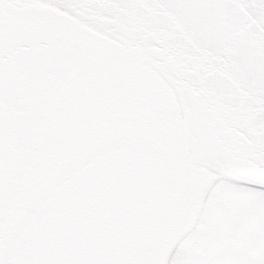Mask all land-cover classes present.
<instances>
[{
    "label": "snow or ice",
    "instance_id": "6c2138e0",
    "mask_svg": "<svg viewBox=\"0 0 264 264\" xmlns=\"http://www.w3.org/2000/svg\"><path fill=\"white\" fill-rule=\"evenodd\" d=\"M100 91L169 105L209 193H264L242 178L264 167V0H0V149L11 119Z\"/></svg>",
    "mask_w": 264,
    "mask_h": 264
},
{
    "label": "water",
    "instance_id": "95a60500",
    "mask_svg": "<svg viewBox=\"0 0 264 264\" xmlns=\"http://www.w3.org/2000/svg\"><path fill=\"white\" fill-rule=\"evenodd\" d=\"M23 119L26 123L22 128H17L15 119L10 120L6 147L0 149V264H4L21 228L44 200L106 150L120 149L136 160L142 171L145 195L165 221L164 239L158 243L162 250L175 241L183 226L199 212L217 175L215 172L210 175L212 169L198 163L201 146L171 115L170 106L148 93L75 94L67 104L27 113ZM242 178L264 184V167L256 166ZM109 179L114 182L117 178ZM67 197L65 194L60 200L63 202ZM63 209L65 216H70V207ZM51 211H41L22 233L9 264H47L53 244L58 251L51 261L66 254L71 235L64 239L62 233L61 241L58 232L53 244L41 252L42 242L38 237L48 233ZM195 224L196 220L187 234ZM89 225L95 228L96 223ZM116 227L125 228V225L119 222ZM109 228L96 229L100 243L90 245L88 253L114 248L120 232L104 234ZM44 239L49 242L51 237Z\"/></svg>",
    "mask_w": 264,
    "mask_h": 264
},
{
    "label": "rangeland",
    "instance_id": "374dc122",
    "mask_svg": "<svg viewBox=\"0 0 264 264\" xmlns=\"http://www.w3.org/2000/svg\"><path fill=\"white\" fill-rule=\"evenodd\" d=\"M179 246L167 264H264V193L218 185Z\"/></svg>",
    "mask_w": 264,
    "mask_h": 264
},
{
    "label": "flooded vegetation",
    "instance_id": "af4514ba",
    "mask_svg": "<svg viewBox=\"0 0 264 264\" xmlns=\"http://www.w3.org/2000/svg\"><path fill=\"white\" fill-rule=\"evenodd\" d=\"M51 203V202H50ZM45 210V209H44ZM42 212H40L41 214ZM81 214L79 213H72L70 214V216L65 217L64 216V220L60 218V216H56L55 218L50 219V222L52 223V221H54L53 224V229L55 232H58V234L62 235V233L66 236L67 234H70L72 230V221L79 217ZM71 219V220H70ZM56 223V225H55ZM69 227V228H68ZM117 234H119V232H116ZM128 239L133 240L132 242L130 241V245L131 246H126L124 244L123 241H121L120 245H116L117 248L116 249H106L105 251H103L100 255H99V260L95 262V264H113L114 260L116 262V264H123L121 259L119 260V256L122 254L123 256H125L126 254H124L123 252H127V254L133 250L136 251L137 247L135 246L134 248L132 247V245L137 242V240L135 239L134 235L129 234L127 235ZM113 251L116 252V254H112ZM112 254V255H111ZM111 255L110 259H108V256ZM76 264H92V262H88L87 257L80 255L78 257V261L76 262Z\"/></svg>",
    "mask_w": 264,
    "mask_h": 264
}]
</instances>
